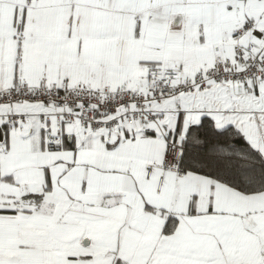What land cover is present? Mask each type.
I'll return each mask as SVG.
<instances>
[{"label":"snow or ice","instance_id":"1","mask_svg":"<svg viewBox=\"0 0 264 264\" xmlns=\"http://www.w3.org/2000/svg\"><path fill=\"white\" fill-rule=\"evenodd\" d=\"M0 264H264V0H0Z\"/></svg>","mask_w":264,"mask_h":264}]
</instances>
